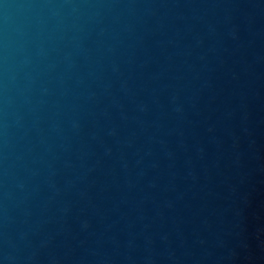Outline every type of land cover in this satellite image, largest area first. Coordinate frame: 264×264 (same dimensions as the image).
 <instances>
[{"label": "water", "instance_id": "water-1", "mask_svg": "<svg viewBox=\"0 0 264 264\" xmlns=\"http://www.w3.org/2000/svg\"><path fill=\"white\" fill-rule=\"evenodd\" d=\"M264 0H0V264H66Z\"/></svg>", "mask_w": 264, "mask_h": 264}]
</instances>
